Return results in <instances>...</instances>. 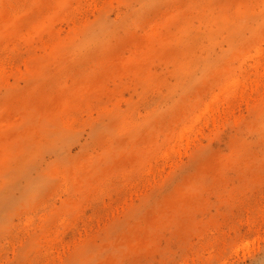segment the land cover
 I'll return each instance as SVG.
<instances>
[{
	"label": "rangeland",
	"instance_id": "rangeland-1",
	"mask_svg": "<svg viewBox=\"0 0 264 264\" xmlns=\"http://www.w3.org/2000/svg\"><path fill=\"white\" fill-rule=\"evenodd\" d=\"M0 264H264V0H0Z\"/></svg>",
	"mask_w": 264,
	"mask_h": 264
},
{
	"label": "bare ground",
	"instance_id": "bare-ground-1",
	"mask_svg": "<svg viewBox=\"0 0 264 264\" xmlns=\"http://www.w3.org/2000/svg\"><path fill=\"white\" fill-rule=\"evenodd\" d=\"M183 133H184V130H183ZM185 134H186V133H185ZM182 135H183V134H182ZM182 135H181V136H182ZM181 138H182V137H181Z\"/></svg>",
	"mask_w": 264,
	"mask_h": 264
}]
</instances>
